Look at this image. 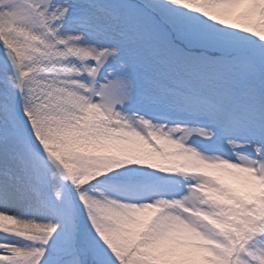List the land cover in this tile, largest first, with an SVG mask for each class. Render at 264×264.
I'll return each mask as SVG.
<instances>
[{"label":"snow or ice","instance_id":"1","mask_svg":"<svg viewBox=\"0 0 264 264\" xmlns=\"http://www.w3.org/2000/svg\"><path fill=\"white\" fill-rule=\"evenodd\" d=\"M0 264H264V0H0Z\"/></svg>","mask_w":264,"mask_h":264}]
</instances>
